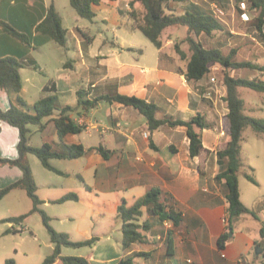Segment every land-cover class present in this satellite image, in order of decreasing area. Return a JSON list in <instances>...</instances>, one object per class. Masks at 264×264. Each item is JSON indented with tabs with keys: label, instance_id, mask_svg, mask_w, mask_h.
<instances>
[{
	"label": "crops",
	"instance_id": "1",
	"mask_svg": "<svg viewBox=\"0 0 264 264\" xmlns=\"http://www.w3.org/2000/svg\"><path fill=\"white\" fill-rule=\"evenodd\" d=\"M52 1L67 31V44L61 46L63 51L55 50L58 44L49 36L36 32V26L46 18ZM132 1L135 0L95 5L96 17L89 21L79 17L74 9H70L72 7L68 8V0H1L0 20L27 34L32 47L23 45L0 27V58L11 56L26 63L20 71L21 96L29 106L51 94L56 95L60 107H75L79 91L87 92L90 100L117 94L137 96L157 107L156 118L159 120L186 122L201 115L208 125L200 130L205 151L198 157L191 156L185 126L165 123L151 131L147 119L135 108L108 100L99 101L89 112L80 109L71 112V119L85 129L61 140L53 120L56 112L44 121V130L40 131L38 126L30 128V144L34 147L49 144L57 152H64L66 146L83 145L88 152L78 159H54L68 162L62 169L52 164L60 173L45 168L58 178H64L62 181L37 169L42 178L45 177L39 183L31 165L37 193L45 188L39 195L43 201L41 209L51 222L57 221L62 226L75 222L73 230L62 232L69 234L75 242L98 239L89 251L78 254L92 264H116L135 253H147L148 256L134 257L133 264H264V197L244 199L240 191L242 203L255 216L247 214L236 219L232 223V237L229 235L223 248L219 246L222 235L230 233L227 189L224 181L217 180L227 168L226 161L219 160L218 152L230 140L226 88L222 87L224 97L216 95L213 100L205 99L203 93L216 88L211 84L212 76L198 82L188 81L185 73L191 54L180 48L186 54L182 59L176 48L175 51L170 49L177 41L186 39L187 29L184 27V34L183 27L167 28L162 36L163 48L155 46L153 49L138 35L141 31L137 24L142 21L145 10L138 2L132 6ZM248 1L233 5L234 0H198L194 4L208 12V8L213 9L218 3H228L234 11L249 15ZM192 3L174 0L171 7L175 13L182 14ZM219 20L225 31L212 36L203 34L199 40L206 49H217L227 56L229 53L219 41L232 25L224 19ZM248 25L239 22L241 28ZM231 31L239 36L234 40L239 47H235L233 62L249 61L240 60L243 49L250 46L247 34L232 28ZM255 33L261 34L258 28ZM262 33L264 41V25ZM205 37L216 42H205ZM254 41L257 46L249 52L260 62L264 59V43L255 38ZM214 65L212 71L222 70L220 65ZM259 65L264 66L263 63ZM48 85L53 86L55 92L45 93L44 88ZM13 103L0 89V109L7 111ZM220 127L225 129L224 136L219 134ZM36 133L40 134L41 143L35 146L32 137ZM19 139L17 128L0 121V159L18 158ZM100 147L109 151L108 158L96 150ZM22 177L19 167L0 166V190ZM152 189L161 190L160 201L166 209L182 214L181 227L174 229L173 223L162 222L159 216L143 208L138 224L145 241L123 250V222L118 208L124 202L131 207ZM70 193L76 194L78 200L57 202ZM13 194L14 191L7 194L0 204L10 196H16ZM10 212L9 216H0L1 224L5 219L24 215ZM109 218H113L114 223L107 226L104 220ZM7 224L14 228L12 222ZM20 227L13 230L23 231L28 226L23 222ZM170 232H173V257L168 256ZM6 233L8 230L1 229L0 237ZM259 248L263 250L259 251Z\"/></svg>",
	"mask_w": 264,
	"mask_h": 264
},
{
	"label": "trees",
	"instance_id": "2",
	"mask_svg": "<svg viewBox=\"0 0 264 264\" xmlns=\"http://www.w3.org/2000/svg\"><path fill=\"white\" fill-rule=\"evenodd\" d=\"M71 7L76 11L79 17L93 21L96 17L93 7L102 2H113L117 0H69ZM171 1L174 0H135L131 5L138 2L145 10V15L141 22L137 24V28L150 40L158 49L164 46L162 36L164 31L169 27H185L188 31L186 42L190 47V58L188 59L186 78L190 82H198L211 74V67L214 64L220 65L222 68V83L225 85L227 96L228 114V135L230 140L226 143L225 148L218 152L220 161L225 160L227 168L217 176V180L224 181L228 201V218L229 231L232 230V223L243 215L255 214L248 209L241 201L239 177L238 173L243 166L241 160V149L244 141V131L251 127L256 133L264 135V119L254 118L245 113V101L239 95L240 88H248L264 94V80L260 79H245L236 77L231 74V70L239 69H255L259 70L262 67L250 61L233 62L236 50L233 49L227 56H224L220 50L206 49L199 40L203 34L212 36L217 32H224L225 27L220 22L219 18L212 13L202 10L197 4L192 3L184 13L177 14L171 7ZM189 1V0H188ZM1 2V0H0ZM237 4L243 3L242 0H236ZM249 8L258 14L257 28L261 34L264 25V0H249ZM1 29L23 45L32 47L27 34H24L14 28L8 22L0 20ZM36 32L49 36L58 45L65 47L67 44V31L63 26L62 17L57 11L54 2L52 1L47 12L46 18L36 26ZM264 36V35H263ZM176 50L182 59L186 58V54L181 51L180 46L176 45ZM25 62L18 60L15 57L7 56L0 58V89L4 90L14 101L11 108L7 111L0 109V121L6 122L15 127L19 131L18 143V158L16 159H0V166L9 165L19 167L23 172L22 179L8 185L0 190V201L13 190H24L28 197L32 200V209L26 215L17 218L5 219V222L23 223L26 218L32 214H38L46 228L51 242L54 244V250L51 255L47 256L43 264H55L61 261L63 264H92L89 259L81 256H64L62 249L82 248L85 246L92 247L98 239L93 238L86 241L75 242L67 233L56 231L51 225V218L41 209L43 201L37 195V185L34 179L32 168L28 159L29 155L36 156L42 165L53 172L60 173L51 163L54 159L73 160L84 156L88 151L83 145L66 146L64 152L53 150L49 144H44L41 147H34L30 144V126H38L42 131L45 128L44 121L48 118L55 117L54 123L61 140L69 134L81 133L85 127L76 124L70 117L71 112L81 110L89 112L96 108L99 101L108 100L124 104L127 107L135 108L143 115L148 123L151 131L157 130L161 125L168 123L170 125H181L187 128V136L190 140V154L198 157L204 151V145L200 130L207 128L204 123V118L197 115L190 121H165L156 118L157 107L148 103L137 96L114 95L111 97H101L96 100L87 98V92L79 91L77 93L78 103L75 107H60L57 103L56 95H47L39 100L33 106H29L21 96L23 90V80L21 69L24 68ZM45 93L55 92V88L48 85L44 88ZM104 158L109 157V151L102 147L96 149ZM247 178L252 183L257 184V181L251 176ZM160 189L150 190L144 197L135 202L134 205L128 207L124 202L118 208L119 217L123 222L122 227V248L129 250L134 243H142L145 237L142 234L141 226L138 224L139 218L142 216L143 208H147L151 213L159 216L162 222L171 221L174 229L181 227L183 217L182 214L173 209H166V206L161 203ZM78 196L74 193L63 196L58 203L66 201H76ZM14 231L13 228L8 230V233ZM15 232V231H14ZM173 232L169 233L168 256H174ZM230 233L222 235L219 239V246L223 248L225 242L229 239ZM264 238V229H262ZM136 256L147 257V253H135L132 256L125 257L116 264H133V258ZM5 264H16L13 259L7 260Z\"/></svg>",
	"mask_w": 264,
	"mask_h": 264
},
{
	"label": "rangeland",
	"instance_id": "3",
	"mask_svg": "<svg viewBox=\"0 0 264 264\" xmlns=\"http://www.w3.org/2000/svg\"><path fill=\"white\" fill-rule=\"evenodd\" d=\"M242 1L245 2L248 0H242ZM235 3H237L236 0H234L233 5ZM70 7L71 6L69 5L68 8ZM218 7L222 11V14L219 13L217 17L219 19L226 20L227 22H229L230 25H232L230 28H228V31H226L225 34L223 33L222 38H220L219 41L221 42L220 45H222V48H224L226 53H230L233 49H236L235 47H239L238 42L234 41L235 38H239V36L232 33L231 28L236 31L241 30V32L247 34L246 39L248 41L247 43L250 46L243 49V52L241 53L242 55L240 56V60H249L252 61L253 63L264 64V59H261L262 61L259 62L257 60V57L256 56L252 57L251 56L252 53L250 55L249 52V49L253 50V46H257V43L254 41V38L259 40V42L264 43L262 35L255 33V31L257 30L256 25H257L258 14L253 10L249 11L251 20L246 22L249 23V25L247 27L241 28L239 26V22L240 21L245 22V21L242 19V15L239 13V11H234V7H230L228 3L225 4L218 3ZM208 13L214 14V10L212 8H208ZM233 14H235L234 15L235 17L232 16ZM234 19L235 21H233ZM182 29H184L185 31L183 33L186 34V29L184 27ZM138 35H140L139 37H141L143 41H147V43L150 44V47L155 49L154 44H152L142 32H138ZM204 41L205 42L212 41V44L213 42H216V40H211V39L208 40L207 37L204 38ZM230 43L232 45H230ZM176 44H178L180 48L185 49L191 54L189 44L186 42L185 39L182 41H177L174 45H172V47H170L172 51L173 50L175 51ZM207 46L209 47L210 45L208 44ZM55 47H56L55 50L63 51V48L61 46L55 45ZM262 55H263L262 57L264 58V53H262ZM212 67H215V65H212ZM211 73L212 75L209 74V76L207 77L210 76L215 77L220 85L218 89L221 90L222 89L221 87H223L222 85L223 72L219 69V70H213ZM231 74L233 76L241 77L245 79L264 80V66L259 70L248 69V68L239 69L235 71L231 70ZM239 95L245 101V113L247 115L254 118L264 119L263 93H259L248 88H240ZM35 127L36 126H30L29 128L33 129ZM30 136H32L31 132H30ZM32 141L33 144H35V146L40 144L41 143L40 134L36 133L32 137ZM28 159L30 165H32L34 174L39 183H41V180L43 182V180H45V177L43 176L42 178L38 170H40V172L46 171L45 173H49V175H54L52 172L50 171L48 172V170L45 169L41 161L36 156L29 155ZM241 160L243 166L241 167L238 173V177H239V188L243 198L245 199V197L250 198L253 196H254L253 198L264 197V135L256 133L251 127L246 128L244 131V141L242 143V149H241ZM51 163L54 166L62 169L64 168V163H68V162H64V160L63 161L52 160ZM247 175H251L257 181V184L249 181ZM53 177H55L56 179H61V181L64 179L60 177L58 178V176L56 175H54ZM44 189L45 188H43L42 191L37 193V195L39 196L43 194ZM13 191L16 194V196H10L0 204V216H3V214H7V216H9L10 214H12L10 211H14V212L17 211L18 214L25 215L31 210L33 203L32 200L28 197L26 191L24 190H13ZM15 216H17V214ZM3 222L5 224L0 223V230L11 229V225L9 226L7 222L5 221ZM104 222L106 223L107 226L113 225L114 219L113 218L105 219ZM24 224L28 226L26 230L16 231V232L12 231L0 237V264H5V262L10 259H13L16 262V264H43L45 258L52 254L54 244L51 242L50 236L43 225L41 217L36 214L30 215L28 218H26V220H24ZM74 224L75 222H70L62 226L57 221L51 222L53 228L59 232H63V230L65 231L73 230ZM12 226H14L13 228L14 230L17 229L18 226L19 228L22 227V226L20 227V223L17 222H13ZM118 236L119 234H117V237ZM72 240L75 241L74 239ZM90 248L91 247L89 246H85L78 249L66 247L63 248V254L64 256H78L80 252L89 251ZM58 264H63V263L59 262Z\"/></svg>",
	"mask_w": 264,
	"mask_h": 264
},
{
	"label": "built area",
	"instance_id": "4",
	"mask_svg": "<svg viewBox=\"0 0 264 264\" xmlns=\"http://www.w3.org/2000/svg\"><path fill=\"white\" fill-rule=\"evenodd\" d=\"M193 3L194 2H197L198 0H191ZM213 10H214V14L216 15V16H218L219 15V13L220 14H222V11L219 9V7L217 6V5H214V7H213ZM242 19L245 21V22H248V21H250L251 20V18H250V16L247 14V13H243L242 14ZM211 84H213L215 87H217V88H214L213 90H211V89H209V90H207V91H205V93L203 94V97L205 98V99H208V100H213L214 99V97L217 95L218 97H220V98H222V97H224V90L222 91V89L220 90V89H218L219 88V83H218V80L215 78V77H212L211 78ZM222 85H223V88H225V85L222 83ZM222 88V87H221ZM215 89H217V90H215ZM215 90V91H214ZM218 90H220V91H218ZM216 130H217V128H216ZM225 129L224 128H222V127H220V130H219V134L221 135V136H224L225 135ZM226 222H227V220H226ZM168 223H172L171 221H168Z\"/></svg>",
	"mask_w": 264,
	"mask_h": 264
},
{
	"label": "water",
	"instance_id": "5",
	"mask_svg": "<svg viewBox=\"0 0 264 264\" xmlns=\"http://www.w3.org/2000/svg\"><path fill=\"white\" fill-rule=\"evenodd\" d=\"M232 235H233V231L232 230H230V236L232 237ZM262 251L263 249H261V248H259V251Z\"/></svg>",
	"mask_w": 264,
	"mask_h": 264
}]
</instances>
